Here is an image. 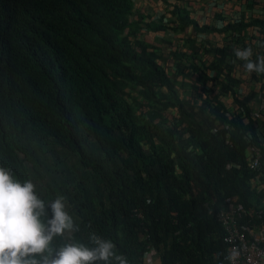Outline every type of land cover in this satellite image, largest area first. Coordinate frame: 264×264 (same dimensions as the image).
Returning <instances> with one entry per match:
<instances>
[{"label":"trees","instance_id":"16d2710c","mask_svg":"<svg viewBox=\"0 0 264 264\" xmlns=\"http://www.w3.org/2000/svg\"><path fill=\"white\" fill-rule=\"evenodd\" d=\"M134 1L0 0V166L46 205L65 197L79 231L53 248L95 234L128 264H144L148 247L160 264H225L221 206L264 210V199L245 165L250 128L220 96L248 99L235 93L232 63L247 72L234 49L261 57L264 17L200 25L169 2V18L152 20ZM188 28L228 40L193 44L213 60L186 83L173 37Z\"/></svg>","mask_w":264,"mask_h":264},{"label":"clouds","instance_id":"9594fccd","mask_svg":"<svg viewBox=\"0 0 264 264\" xmlns=\"http://www.w3.org/2000/svg\"><path fill=\"white\" fill-rule=\"evenodd\" d=\"M234 54L238 60L244 62L243 67L247 73L264 74V56L253 61L251 48H236ZM212 60L211 57L208 63ZM197 67L199 71L204 70V65L200 63ZM189 68L191 72L192 68ZM193 77L195 80L197 75ZM210 85L214 87L212 83ZM213 90L216 93L215 89ZM224 98V95L220 96L221 101ZM248 149L247 145L244 154L247 171L252 175L250 185L252 190L263 194L264 199V178L258 171L249 169ZM258 151L263 155V150H256ZM232 168L239 169L236 164L229 165L228 169ZM228 200L234 201L246 211L244 218H237L235 227L240 233L247 235L243 229L244 225L249 221L255 222L254 213L264 211L263 208L246 209L237 198H231L225 200L221 209L228 206ZM48 209L51 210L50 218ZM76 231H79V228L67 211L65 197L59 196L46 205L36 194L33 182L28 180L21 183L13 178L10 169L0 166V264H128L125 256L117 254L116 245L110 239L95 234L90 237L91 246L66 243L58 249L53 248L52 243L56 237ZM225 238L226 233L223 231V244L226 246L224 260L227 264L226 258L233 260L235 253L227 257Z\"/></svg>","mask_w":264,"mask_h":264},{"label":"built area","instance_id":"2783aa9c","mask_svg":"<svg viewBox=\"0 0 264 264\" xmlns=\"http://www.w3.org/2000/svg\"><path fill=\"white\" fill-rule=\"evenodd\" d=\"M253 32V31H252ZM258 36V32H253ZM253 43L261 46V56H264V44L253 41ZM237 70V67L235 66ZM235 72V70H234ZM243 84L236 89L240 101L248 99L240 106L229 98L228 94H224L225 107L228 109V117L232 114H240L242 121L250 128L249 132L244 136L243 140L249 146L248 166L251 171H258L260 176L264 178V74H257L255 80H251L247 73L242 76ZM215 92L219 91L218 86L212 87ZM226 100H230L227 101ZM260 148V149H259ZM256 150H263L256 152ZM263 158V159H262ZM262 188V187H261ZM228 206L222 208L217 214V221L226 233L224 242L227 245V257L235 253V258L229 260L226 258L227 264H264V211L255 212V222L249 221L244 225V233H240L235 227L237 218L245 217L246 211L234 201H227ZM136 218L141 219L139 214ZM157 254L154 249L148 247L144 253V264H152V259Z\"/></svg>","mask_w":264,"mask_h":264},{"label":"crops","instance_id":"0c3cea01","mask_svg":"<svg viewBox=\"0 0 264 264\" xmlns=\"http://www.w3.org/2000/svg\"><path fill=\"white\" fill-rule=\"evenodd\" d=\"M248 1L251 0H135L134 1V8L138 9L137 4H147L150 6V8L147 9L146 13L152 18V20L159 19V17H163L164 21L169 18V10L171 8L166 9L164 4L165 3H173L174 6H179L180 9L186 10L189 13V17L194 20L195 22L199 23L200 25L203 24H212L217 27H222L229 21L239 20L243 19L244 21L251 20V16L253 13L255 14H262L264 17V9L263 5L257 4V6L251 7V9L248 8ZM261 2V0H259ZM264 1V0H263ZM145 12L144 10H141ZM167 13V14H166ZM219 15L221 17H219ZM250 22V21H249ZM253 30V29H250ZM247 35H251L252 33H248L249 28L246 30ZM254 32V31H253ZM186 34L180 33L176 34L175 37H173L174 44L179 47H181V53H183L182 56V64L187 65L192 68V71L189 74L188 79H184V82H190L194 81L195 75L198 74L199 71H196L198 69V63L203 65V62L205 64H208V61L211 57L206 55H199L195 53V49L193 48L197 46V48L200 46L199 43L202 41H206L208 38L209 44L212 46H221L224 43V40L227 41V35L223 34L222 36L220 34H211L209 36H204L200 34H196L193 30V28H188L185 32ZM168 38V36H167ZM192 39V41H186V39ZM223 38V40H222ZM248 39V38H247ZM223 42H222V41ZM246 42H248L246 40ZM235 73L237 76H242L244 72L238 71V69H235V64L232 63ZM190 70V69H189ZM195 70V71H194ZM199 70V69H198ZM234 72V71H233ZM211 75H214V72L211 73ZM182 78H180V81ZM237 89V88H236ZM235 89V92H236ZM230 101V100H226ZM152 264H160L158 263V260L156 257L152 259Z\"/></svg>","mask_w":264,"mask_h":264},{"label":"rangeland","instance_id":"374dc122","mask_svg":"<svg viewBox=\"0 0 264 264\" xmlns=\"http://www.w3.org/2000/svg\"><path fill=\"white\" fill-rule=\"evenodd\" d=\"M171 3V2H170ZM138 9L140 10H144L145 12L147 11L148 8H150V6H148L147 4H137ZM151 9V8H150ZM187 83V82H186ZM168 117V116H167Z\"/></svg>","mask_w":264,"mask_h":264}]
</instances>
